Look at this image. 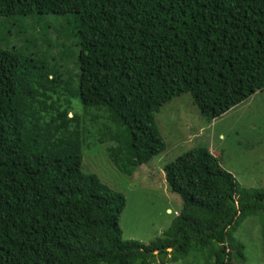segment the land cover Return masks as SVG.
Segmentation results:
<instances>
[{
    "label": "trees",
    "instance_id": "16d2710c",
    "mask_svg": "<svg viewBox=\"0 0 264 264\" xmlns=\"http://www.w3.org/2000/svg\"><path fill=\"white\" fill-rule=\"evenodd\" d=\"M263 91L264 0H0V264H245L233 235L259 217L264 249V187L194 147L163 166L181 201L167 230L124 240L125 198L82 170L83 129L103 121L98 143L132 177L166 150L164 105L189 94L210 124Z\"/></svg>",
    "mask_w": 264,
    "mask_h": 264
},
{
    "label": "rangeland",
    "instance_id": "374dc122",
    "mask_svg": "<svg viewBox=\"0 0 264 264\" xmlns=\"http://www.w3.org/2000/svg\"><path fill=\"white\" fill-rule=\"evenodd\" d=\"M60 19L48 16L45 21L54 23ZM60 26L66 28L63 24ZM70 26V30H74L73 22ZM41 36L39 34V40ZM61 64L64 66H60L59 70L66 76L71 77L73 69L75 73L79 72L74 65L75 60L74 63L69 61ZM73 82H77L76 78ZM189 98V94H184L160 108L155 115V122L163 136L166 150L141 166L132 177L124 175L107 159L105 150L108 144L98 143L96 130L103 121L92 126L88 123L84 125L82 170L94 174L104 185L125 198V207L119 217L124 240L147 244L161 237L181 208L179 196L167 189L163 166L194 147L208 148L211 140L220 167L233 176L239 188L264 187V91L253 94L211 125L205 122L194 105L184 104ZM180 101L183 103L178 106ZM72 104L75 113L80 114L78 99H72ZM200 128H204L202 138H191ZM259 222V217H248L233 235L244 246L245 264H264ZM198 258L191 256L164 264H204L203 258ZM155 264L163 263L158 260Z\"/></svg>",
    "mask_w": 264,
    "mask_h": 264
},
{
    "label": "crops",
    "instance_id": "0c3cea01",
    "mask_svg": "<svg viewBox=\"0 0 264 264\" xmlns=\"http://www.w3.org/2000/svg\"><path fill=\"white\" fill-rule=\"evenodd\" d=\"M215 121V120H214ZM214 121H212L211 123H210V125L214 122ZM204 132V128H200L199 130H198V132L197 133H195L194 135H192L193 136V138H196V139H200V138H202V133ZM212 137H214V136H212ZM211 137V138H212ZM213 141L211 140V141H209V145H208V150H210L212 153H215V151H214V148H213V144H211Z\"/></svg>",
    "mask_w": 264,
    "mask_h": 264
}]
</instances>
